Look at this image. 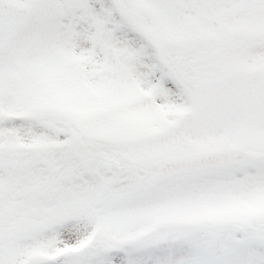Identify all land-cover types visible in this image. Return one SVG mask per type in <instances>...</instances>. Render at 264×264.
Segmentation results:
<instances>
[{
	"label": "snow or ice",
	"instance_id": "obj_1",
	"mask_svg": "<svg viewBox=\"0 0 264 264\" xmlns=\"http://www.w3.org/2000/svg\"><path fill=\"white\" fill-rule=\"evenodd\" d=\"M0 264H264V0H0Z\"/></svg>",
	"mask_w": 264,
	"mask_h": 264
}]
</instances>
